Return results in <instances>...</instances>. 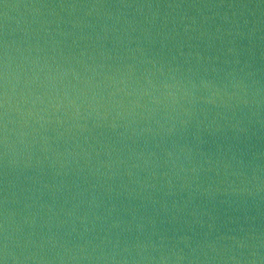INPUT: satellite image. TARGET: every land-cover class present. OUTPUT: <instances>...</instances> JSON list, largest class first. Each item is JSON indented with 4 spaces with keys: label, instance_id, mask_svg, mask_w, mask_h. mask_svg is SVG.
Segmentation results:
<instances>
[{
    "label": "water",
    "instance_id": "obj_1",
    "mask_svg": "<svg viewBox=\"0 0 264 264\" xmlns=\"http://www.w3.org/2000/svg\"><path fill=\"white\" fill-rule=\"evenodd\" d=\"M0 264H264V0H0Z\"/></svg>",
    "mask_w": 264,
    "mask_h": 264
}]
</instances>
